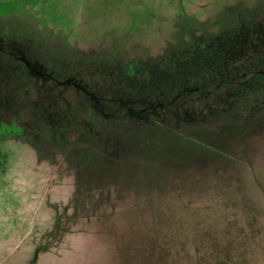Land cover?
<instances>
[{
  "label": "rangeland",
  "instance_id": "1",
  "mask_svg": "<svg viewBox=\"0 0 264 264\" xmlns=\"http://www.w3.org/2000/svg\"><path fill=\"white\" fill-rule=\"evenodd\" d=\"M0 264H264V0H0Z\"/></svg>",
  "mask_w": 264,
  "mask_h": 264
},
{
  "label": "trees",
  "instance_id": "2",
  "mask_svg": "<svg viewBox=\"0 0 264 264\" xmlns=\"http://www.w3.org/2000/svg\"><path fill=\"white\" fill-rule=\"evenodd\" d=\"M6 158H7V153L0 145V170L4 168Z\"/></svg>",
  "mask_w": 264,
  "mask_h": 264
}]
</instances>
